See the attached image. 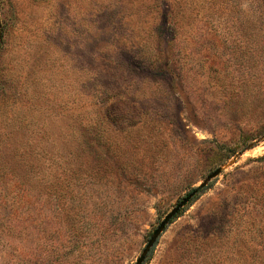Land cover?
Wrapping results in <instances>:
<instances>
[{"label":"rangeland","instance_id":"rangeland-1","mask_svg":"<svg viewBox=\"0 0 264 264\" xmlns=\"http://www.w3.org/2000/svg\"><path fill=\"white\" fill-rule=\"evenodd\" d=\"M219 166L143 264H264V0H0V264H134Z\"/></svg>","mask_w":264,"mask_h":264},{"label":"water","instance_id":"water-1","mask_svg":"<svg viewBox=\"0 0 264 264\" xmlns=\"http://www.w3.org/2000/svg\"><path fill=\"white\" fill-rule=\"evenodd\" d=\"M223 170V166L217 167L215 170L210 172L207 177L196 187L192 188L185 196H183L173 207L172 209L165 214L163 219L160 221V223L157 225V227L154 229L152 234L150 235L146 245L144 246L141 254L138 256L134 264H143L146 257L150 253V251L155 246L157 240L161 236V234L164 232L166 226L171 222V220L178 214V212L187 204L189 203L194 196L197 194V192L207 186L209 181L217 177Z\"/></svg>","mask_w":264,"mask_h":264},{"label":"trees","instance_id":"trees-1","mask_svg":"<svg viewBox=\"0 0 264 264\" xmlns=\"http://www.w3.org/2000/svg\"><path fill=\"white\" fill-rule=\"evenodd\" d=\"M173 32H174V30H173Z\"/></svg>","mask_w":264,"mask_h":264}]
</instances>
